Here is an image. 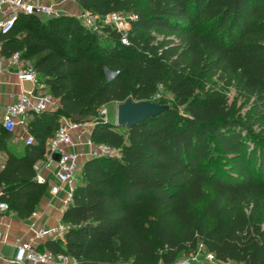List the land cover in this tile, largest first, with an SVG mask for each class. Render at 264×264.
<instances>
[{
	"label": "trees",
	"instance_id": "1",
	"mask_svg": "<svg viewBox=\"0 0 264 264\" xmlns=\"http://www.w3.org/2000/svg\"><path fill=\"white\" fill-rule=\"evenodd\" d=\"M75 1L91 14L137 16L125 43L111 24L94 31L65 13L21 12L0 34V53L29 59L59 102L29 112L34 140L21 154L0 123V199L20 217L35 211L47 183L34 164L66 116L90 122V140L119 155L83 162L61 215L64 238L40 249L78 262L169 264L201 243L222 264H264V0ZM152 29L167 36L155 41ZM105 67L116 72L108 78ZM160 84L170 107L129 128L97 112L153 100Z\"/></svg>",
	"mask_w": 264,
	"mask_h": 264
},
{
	"label": "built area",
	"instance_id": "2",
	"mask_svg": "<svg viewBox=\"0 0 264 264\" xmlns=\"http://www.w3.org/2000/svg\"><path fill=\"white\" fill-rule=\"evenodd\" d=\"M73 1V0H72ZM6 8V11L0 15V34L9 31L21 12L31 13L40 12L47 15L58 14L57 9L52 4L42 0H0V9ZM134 12H109L105 15L91 14L83 10L79 14L81 22L89 29L99 30L103 24H111L121 32V41H127V33L131 27V21L136 18ZM8 60L11 64L16 65V73L19 79L31 83L29 90L20 93L16 100L8 103L2 115V125L7 131H12L16 124L22 123L27 126L25 114L34 111L39 112L46 108L57 106L54 96H52L43 81L39 79L37 70L33 67L32 62L21 57L19 51L13 52ZM84 122H78L66 116L61 117L60 124L54 135L46 142L45 158L47 161H53L52 153L55 150L60 152V157L56 160L57 184L51 186V192L56 194L63 184L70 186L68 199L71 198L73 188L78 183L81 173L82 163L79 154L73 150H67L66 146L73 143L72 131L81 126ZM34 140L30 134L25 142L30 143ZM91 148L88 156H118V148L110 147L103 143H94L89 141ZM39 181H44L41 174L36 173ZM8 203L0 199V210H7ZM33 233L32 240H24L16 244V252L12 260L20 264H77L78 261L64 253L54 252L48 248H38L35 241L44 239L63 240L66 225L61 221L52 226H31ZM3 239L0 232V241ZM35 240V241H34ZM169 264H222L216 258L212 251L207 250L203 244H199L196 250L191 253L183 254L177 260Z\"/></svg>",
	"mask_w": 264,
	"mask_h": 264
},
{
	"label": "crops",
	"instance_id": "3",
	"mask_svg": "<svg viewBox=\"0 0 264 264\" xmlns=\"http://www.w3.org/2000/svg\"><path fill=\"white\" fill-rule=\"evenodd\" d=\"M42 1L55 6L58 14L65 13L76 15V12L81 13L83 11L75 0ZM70 6L75 10V13L65 11ZM5 11V7L1 8L0 15ZM8 57L0 53V123H2V115L5 106L16 100L20 93L29 90L31 87L30 82L18 78L16 73L17 67L9 62ZM56 104H59L58 100H56ZM30 117L31 115L29 112L25 114L26 122H28ZM91 127L92 124L90 122H84L81 126L73 130V143L66 146L67 150H73L79 154L82 164L89 158L88 152L91 148L89 133ZM9 132L11 135L7 140V144L10 150L17 154H21L26 144L25 140L30 135L27 126L18 123L15 128ZM6 156V152H0V168ZM34 168L36 173L41 174L44 181H46V191L38 202L35 211L27 217H20L15 211L9 209L0 210V232L3 236V239L0 241V264H20L12 260L16 252V244L24 240L33 239V233L30 230L31 226H52L59 222L64 208L70 201V199H68V193L70 191V186L68 184H63L56 194L51 192V186L58 183L56 177V160L47 161L44 154L42 158L35 162ZM44 240L34 241L39 245L44 242Z\"/></svg>",
	"mask_w": 264,
	"mask_h": 264
},
{
	"label": "water",
	"instance_id": "4",
	"mask_svg": "<svg viewBox=\"0 0 264 264\" xmlns=\"http://www.w3.org/2000/svg\"><path fill=\"white\" fill-rule=\"evenodd\" d=\"M169 107L170 105L168 103H161L159 101H153L148 99L134 100L131 97H127L125 100L120 101L117 104L116 124L123 125L129 128L134 124L143 121L150 116H153L168 109ZM73 118L77 119L78 115L75 114ZM59 157H60V152L58 150H55L52 153V158L54 160H58ZM77 264H104V263L78 262Z\"/></svg>",
	"mask_w": 264,
	"mask_h": 264
},
{
	"label": "rangeland",
	"instance_id": "5",
	"mask_svg": "<svg viewBox=\"0 0 264 264\" xmlns=\"http://www.w3.org/2000/svg\"><path fill=\"white\" fill-rule=\"evenodd\" d=\"M65 11H71L73 13H75V10L70 6L68 9H66ZM79 14L78 12H76V15L75 14H71V15H74L76 16L77 18H79ZM80 19V18H79ZM145 33H143V35L147 34L146 31H144ZM151 34H153L155 36V41L157 40H162L164 37L167 36V33L164 32V31H160V30H155V29H152L150 31ZM104 71H105V74L106 76L109 78L111 76H113V74L116 72L115 70H111L107 67L104 68ZM201 81V80H200ZM202 84L201 86L205 87L208 85V82H205V81H201ZM165 96L167 98V102L169 105L172 103L173 101V95L172 93L167 89V87L163 84H160L159 87H158V94L154 97L153 101H157V99L161 96ZM227 95L229 97V100L231 101V105L232 107L237 111H240L241 113H243L246 108H247V104L244 103L239 97L235 96V93H234V90L232 88H228L227 89ZM119 103V101H110V102H107L106 104H104L103 106H101L99 109H98V113L104 117H106L108 120H110L111 122H113L114 124H116V111H117V104ZM116 128L119 129V130H124L126 127L123 126V125H119V124H116ZM258 127V126H256ZM224 264H243L241 262H237V261H234V260H229L227 261L226 263Z\"/></svg>",
	"mask_w": 264,
	"mask_h": 264
}]
</instances>
